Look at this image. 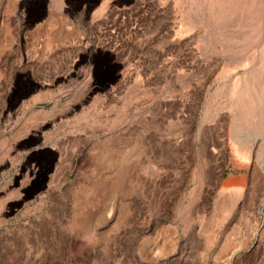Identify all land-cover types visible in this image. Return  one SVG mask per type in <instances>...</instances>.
Listing matches in <instances>:
<instances>
[{
    "label": "rangeland",
    "instance_id": "rangeland-1",
    "mask_svg": "<svg viewBox=\"0 0 264 264\" xmlns=\"http://www.w3.org/2000/svg\"><path fill=\"white\" fill-rule=\"evenodd\" d=\"M109 1L0 0V264H264V6Z\"/></svg>",
    "mask_w": 264,
    "mask_h": 264
},
{
    "label": "flooded vegetation",
    "instance_id": "flooded-vegetation-1",
    "mask_svg": "<svg viewBox=\"0 0 264 264\" xmlns=\"http://www.w3.org/2000/svg\"><path fill=\"white\" fill-rule=\"evenodd\" d=\"M105 1L107 0H66L64 8L70 17L79 15L82 19L88 21ZM109 3L113 6L118 5L122 7L123 5L128 4L129 0H110ZM36 10V18H43L47 16L49 7L47 4H44L42 7H36ZM89 62L92 64V77L95 79L94 84L99 85L101 81H97V78L100 75L98 57L91 56ZM105 76L110 78V81L113 79V72L110 68L106 69Z\"/></svg>",
    "mask_w": 264,
    "mask_h": 264
},
{
    "label": "bare ground",
    "instance_id": "bare-ground-1",
    "mask_svg": "<svg viewBox=\"0 0 264 264\" xmlns=\"http://www.w3.org/2000/svg\"><path fill=\"white\" fill-rule=\"evenodd\" d=\"M209 2H212V6L211 9L214 12L215 17L217 18V20H221L224 19L223 14H225L227 12L228 9H232L233 11H240V13H245L247 19L252 18L253 14L256 13V10H253V7L255 4V2H257V4L260 2L259 8L263 7L264 5V0H208ZM247 5V6H246ZM112 7V6H111ZM245 10H241V8H245ZM264 8V7H263ZM217 9V10H216ZM262 9V8H260ZM259 9V10H260ZM260 12V11H259ZM264 12V9H263ZM264 15V14H263ZM229 17V16H228ZM214 20V19H213ZM264 41V40H263ZM253 62V61H252ZM257 62V61H256ZM247 65V64H246ZM253 67V66H252ZM244 68V67H243ZM71 71L67 70L65 72H63L61 74V76L63 77H70ZM66 79V78H65ZM60 80V79H59ZM72 82V80H71ZM70 82V83H71ZM244 89V88H243ZM242 89V90H243ZM253 90L252 89H247V90H243L241 92V94L245 95V96H249L251 98H253V102L252 105L256 104V100L259 99V97L257 95L252 94ZM89 94V91H86L85 96H87ZM246 102V100H245ZM250 103V102H249ZM255 106V105H254ZM251 109V108H250ZM72 110V109H71ZM70 110V111H71ZM254 111V110H253ZM242 125V124H241Z\"/></svg>",
    "mask_w": 264,
    "mask_h": 264
},
{
    "label": "crops",
    "instance_id": "crops-1",
    "mask_svg": "<svg viewBox=\"0 0 264 264\" xmlns=\"http://www.w3.org/2000/svg\"><path fill=\"white\" fill-rule=\"evenodd\" d=\"M225 252H227V253H236V250H235V248L233 249V248H231V247H229V249L227 248L226 250H225Z\"/></svg>",
    "mask_w": 264,
    "mask_h": 264
}]
</instances>
